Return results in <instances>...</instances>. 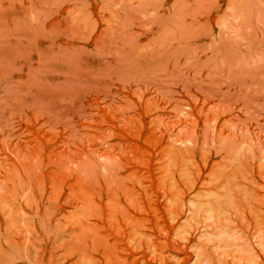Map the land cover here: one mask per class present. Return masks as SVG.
Wrapping results in <instances>:
<instances>
[{"label": "rangeland", "instance_id": "1", "mask_svg": "<svg viewBox=\"0 0 264 264\" xmlns=\"http://www.w3.org/2000/svg\"><path fill=\"white\" fill-rule=\"evenodd\" d=\"M0 264H264V0H0Z\"/></svg>", "mask_w": 264, "mask_h": 264}]
</instances>
